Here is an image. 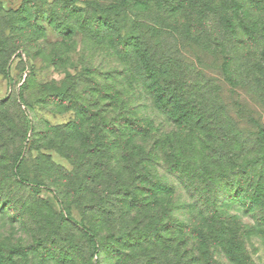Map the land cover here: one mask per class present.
Returning <instances> with one entry per match:
<instances>
[{
  "label": "rangeland",
  "instance_id": "1",
  "mask_svg": "<svg viewBox=\"0 0 264 264\" xmlns=\"http://www.w3.org/2000/svg\"><path fill=\"white\" fill-rule=\"evenodd\" d=\"M114 1L0 0V264H193L199 239L222 232L218 222L203 223L201 205L226 216L218 219L228 228L225 237L237 242L231 253L243 255L239 264H264V149L244 133L243 120L227 140L234 152H208L209 163L201 162L196 176L161 166L148 177L144 156L135 165L132 115L166 133L171 127L135 85L139 62L133 64L135 84L110 78L124 58L111 33L106 47L92 33L88 3ZM214 1L220 9L226 0ZM241 1L250 10L249 26L259 29L257 40L239 25L219 42L184 37L180 12L169 17L153 4L128 33L138 25L148 45L161 50L169 42L191 44L190 68L196 73L202 67L198 78L209 82L203 103L230 107L250 97L247 113L257 109L264 127V0L255 9L252 0ZM156 25L174 33L164 35ZM102 87L113 91L102 94ZM115 92L122 96L118 105ZM125 100L126 110H113ZM121 113L129 120L124 133L116 126ZM188 147L179 144L184 167L198 161ZM229 159L233 172L226 168ZM204 167L213 169L209 177ZM102 177L114 180L125 200L117 210L101 208ZM209 253L235 264L216 243Z\"/></svg>",
  "mask_w": 264,
  "mask_h": 264
},
{
  "label": "trees",
  "instance_id": "2",
  "mask_svg": "<svg viewBox=\"0 0 264 264\" xmlns=\"http://www.w3.org/2000/svg\"><path fill=\"white\" fill-rule=\"evenodd\" d=\"M61 1L70 4L74 3L73 0ZM152 4L164 11L165 15L167 13L169 17L180 12L181 17L186 22L184 24L186 28L182 33L184 37H192V39L197 40L202 38L209 43L219 42V40L223 41L227 37L232 36L238 25L243 26L246 32L244 34L249 40H257L259 35L258 27L255 25L249 26L252 20V17L248 14L250 10L245 8L246 5L241 0L223 1L220 9L217 8L219 3L216 5L214 0H116L108 5L88 3L92 13V16L88 18L89 27L96 29L92 33H96L100 37L101 44L106 42L108 33H111L115 40L114 42L112 41L113 47L120 48H117L119 51L118 55H123L124 58L123 63L119 65L121 71L118 73L113 72L115 75H111L110 78L114 80L119 78L127 83L135 84L132 75L135 70L133 64L139 62L141 74L138 72L137 78L140 81L135 85L145 95L144 98L147 99L153 110L163 118L165 123L168 122L171 127V130L166 133L165 130L161 129V126L156 127L153 121H143L132 115V126L130 127L131 130H134V155L136 158H132L135 165L138 167L140 161L138 158L144 156L146 158L148 177H152L151 171L154 168L161 166L165 169L169 168L175 174L181 173L184 176H196L201 162L203 165H208V152H210V156L214 152L228 153V149L230 152H234L232 145L227 143V140L232 134V130L239 126L236 121L240 123L241 120L245 122L244 126L248 130L244 133L249 136L251 142L256 148L264 149V127L259 119L256 118L258 111L250 108L251 111L247 113L250 97L247 100L244 99L240 104L234 103L230 107L222 102L213 108H211V103L208 105L203 103L209 82L204 83L206 81H201L198 78L199 72H202L200 69L202 67L198 66L197 71L199 72L196 73L190 68V66H193L192 63H190L191 65L189 64L191 56L186 53L187 50L191 49V44H185L181 47L179 46L181 44L176 45L174 42H169L167 43L169 46L161 50V45H154V47L148 45L144 39L145 35L139 31L140 28H137L138 25L135 28H130L131 33H128V25L137 23L138 18L152 8ZM260 5V0H252L250 9H255ZM214 17L217 21H213ZM168 20L169 18L167 21L165 20V23ZM213 24H218V32L215 31ZM156 27L164 29V35H169L173 31L160 25H156ZM102 47L106 46L102 44ZM205 53V55L210 56L207 52ZM191 75H193L192 78ZM223 78L227 82H233L226 79L225 76ZM105 79L104 82L108 83L109 79L107 77ZM134 84H131V90H133ZM112 91L102 87L100 92L109 94ZM64 96L65 93L61 98ZM112 96L116 98L118 105L119 98L122 96L118 92H115ZM68 99L70 100L69 96ZM127 103L128 100H125V102L121 101L119 106H113V110L119 108L124 111L127 109ZM107 106H105V111ZM133 111V108H131V112ZM126 122H129L126 113L118 115L116 126L119 133L127 131L129 125ZM179 144H188V150L194 155L188 156L193 161L198 159L196 165L191 163L184 167L180 159ZM215 158V155L211 158L212 164L215 168H219L215 165L220 161H215ZM231 162L234 161L229 159L228 167L226 168L233 172L234 167L230 165ZM249 162L252 163V161ZM249 164L247 162L246 166L248 167ZM221 167H223V164H221ZM204 168L203 174L209 177L210 174L206 172L213 169H210V167ZM98 182L101 185L98 190V200L102 201L101 208H108V210L112 211L111 209L117 210V207L124 205L123 202L125 200L118 196L116 188L113 186L114 180L111 181V178L104 179L102 177ZM82 184L81 182L78 186L81 195L84 193ZM150 184L156 186L154 182H150ZM132 199L138 202L135 196L131 198V201H133ZM199 215L204 218L203 223L205 224L215 225L218 222L219 227H216V229L221 227V231L224 234L222 232L218 233L216 238V235L210 230L208 237L199 239L200 242L197 244L196 253H194L193 264H221L219 260H215V258L213 259L210 256L209 250L212 243L220 246L226 259L232 263L239 264L243 255L234 256L231 253V249L238 247L237 242L234 238L227 239L225 237V230L228 228L224 226L225 222H221L218 219L226 216L202 205L200 206ZM86 231L91 232L89 229H86ZM188 256L189 253H185L184 259H187Z\"/></svg>",
  "mask_w": 264,
  "mask_h": 264
}]
</instances>
